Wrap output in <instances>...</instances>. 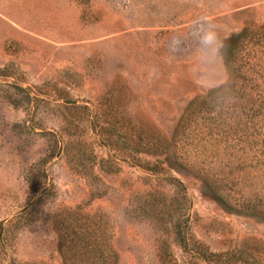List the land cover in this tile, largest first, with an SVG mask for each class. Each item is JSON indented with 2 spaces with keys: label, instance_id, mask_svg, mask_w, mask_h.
<instances>
[{
  "label": "rangeland",
  "instance_id": "rangeland-1",
  "mask_svg": "<svg viewBox=\"0 0 264 264\" xmlns=\"http://www.w3.org/2000/svg\"><path fill=\"white\" fill-rule=\"evenodd\" d=\"M208 183L264 207V0H0V264H264Z\"/></svg>",
  "mask_w": 264,
  "mask_h": 264
},
{
  "label": "trees",
  "instance_id": "trees-1",
  "mask_svg": "<svg viewBox=\"0 0 264 264\" xmlns=\"http://www.w3.org/2000/svg\"><path fill=\"white\" fill-rule=\"evenodd\" d=\"M241 37H243L241 34L240 35H238L235 39H234V41L233 42H231V43H229L228 44V46H227V48H228V57H227V61H232V59H233V57H234V54H235V51H236V49L238 48V45H239V39L241 38ZM234 69L235 70H238L239 69V66H234ZM234 85L236 84V82L234 81V83H233ZM233 85V86H234ZM234 88H235V86H234ZM219 89H217L216 90V92L218 91ZM220 91V90H219ZM215 92V93H216ZM211 94V93H210ZM209 94V95H210ZM250 110H252V112H250ZM244 111H245V109H244ZM258 110H256V113L253 111V109H252V107H249L248 108V111L247 112H245V114H246V119H245V121H244V126H242L241 128H240V130H242V133H241V135H248V134H251V133H256L255 131H254V128H256V127H258V128H262L263 129V124L262 123H257L256 121H255V117H256V114L258 113L257 112ZM243 114H244V112H242ZM240 119H238L237 120V123H240V125H241V122H243V121H241ZM249 121H250V123H251V125H248V123H249ZM258 124V125H257ZM252 126H253V130H250V131H247L246 129H247V127H251L252 128ZM245 127H246V129H245ZM249 132H251V133H249ZM245 136V137H246ZM262 151V150H261ZM163 161L162 160H160V163H162ZM150 168H156V166H151ZM215 183V182H214ZM216 184V183H215ZM212 185L211 183H208V186H209V188H210V191L212 192V195H213V197L216 199V200H220V201H222V202H224L228 207H230L231 209H236L237 208V205L239 206H243L244 208H253L252 210H255V212H258V213H263L264 214V207H257L255 204H251V202H249L248 200H244V201H242V202H239V203H235V204H237V205H233V204H231V203H229L228 201H227V198L224 196V194L222 193V191L219 189L220 187L219 186H216V185ZM195 252H197L198 253V255H200L201 257H203L204 259H206V260H208V261H215V259H213V256H214V254H212V253H206L203 249H202V247H198V249H196V251Z\"/></svg>",
  "mask_w": 264,
  "mask_h": 264
},
{
  "label": "clouds",
  "instance_id": "clouds-1",
  "mask_svg": "<svg viewBox=\"0 0 264 264\" xmlns=\"http://www.w3.org/2000/svg\"><path fill=\"white\" fill-rule=\"evenodd\" d=\"M213 27V26H210ZM205 44H214V41H209L207 38L205 39Z\"/></svg>",
  "mask_w": 264,
  "mask_h": 264
}]
</instances>
